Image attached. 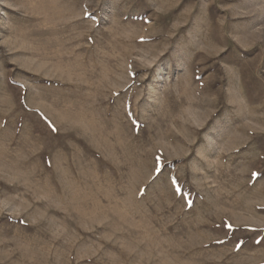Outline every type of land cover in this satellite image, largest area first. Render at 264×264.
I'll use <instances>...</instances> for the list:
<instances>
[{
  "label": "rangeland",
  "instance_id": "374dc122",
  "mask_svg": "<svg viewBox=\"0 0 264 264\" xmlns=\"http://www.w3.org/2000/svg\"><path fill=\"white\" fill-rule=\"evenodd\" d=\"M0 264H264V0H0Z\"/></svg>",
  "mask_w": 264,
  "mask_h": 264
}]
</instances>
